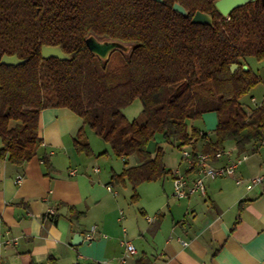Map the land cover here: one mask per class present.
<instances>
[{"label": "trees", "instance_id": "trees-1", "mask_svg": "<svg viewBox=\"0 0 264 264\" xmlns=\"http://www.w3.org/2000/svg\"><path fill=\"white\" fill-rule=\"evenodd\" d=\"M195 11L210 14L212 25L191 23ZM89 36L132 47L127 56L115 49L100 59L88 49ZM42 45L59 46L70 58L45 59ZM3 54L26 59L0 64V157L14 164L31 159L42 144L39 114L46 107H66L81 119L72 141L77 152L92 153L84 137L89 127L115 156L135 155L139 163L113 172L110 181L133 190L170 174L163 149L146 148L157 132L192 150L201 140L200 151L211 155L229 141L243 152L264 140V96L250 113L240 101L260 81L242 69L246 57L264 58L260 0L227 16L213 0H0ZM135 98L141 110L129 120L122 108ZM211 111L217 116L212 136L187 124Z\"/></svg>", "mask_w": 264, "mask_h": 264}, {"label": "crops", "instance_id": "crops-1", "mask_svg": "<svg viewBox=\"0 0 264 264\" xmlns=\"http://www.w3.org/2000/svg\"><path fill=\"white\" fill-rule=\"evenodd\" d=\"M251 108L244 105L247 113ZM187 124L212 136L217 116L205 112ZM80 126L70 109L46 107L39 114L36 154L20 165L0 157V264H264V140L243 152L227 142L232 158L247 157L229 173L205 178L204 195L175 199L172 172L183 165L167 168L170 192H152L151 205L138 214L111 186L113 168L102 170L93 150L87 156L73 147ZM130 157H120V172L139 163ZM255 177L261 180L247 188ZM123 241L135 251L126 252Z\"/></svg>", "mask_w": 264, "mask_h": 264}, {"label": "rangeland", "instance_id": "rangeland-1", "mask_svg": "<svg viewBox=\"0 0 264 264\" xmlns=\"http://www.w3.org/2000/svg\"><path fill=\"white\" fill-rule=\"evenodd\" d=\"M215 0H213L214 3ZM227 16V15H226ZM123 47L118 49L120 53L124 56H127L129 54V51L132 47V43H123ZM126 48V49H123ZM118 56L117 53L114 54V57ZM245 63L247 65V69L250 68L252 72L258 75L260 81L254 85L246 94L240 97V101L244 103V105L249 108L257 106V104H260L263 96H264V58L261 60L255 59L254 57H246ZM254 97L256 100L252 101L250 98ZM141 110V103L138 98H135L131 103L124 106L122 108V112L125 115V117L129 120H132L135 118ZM84 137L86 141L89 144V147L95 152V159L97 160V164H99L102 168V170L113 168V171H111L110 174V181H111V175L113 172H120L119 170L124 165L123 160L120 157L115 156L111 152V148L108 143H106L104 140H102L97 134L94 133L92 129L89 127L84 128ZM234 144V143H233ZM161 147L164 151L163 155V162L166 168H172L175 166L174 164L181 162V154L180 151L176 146L170 143L164 142L160 136L159 133H155L153 138L150 139L146 145V148L149 150L154 151L155 148ZM83 154V153H82ZM92 154H89L87 156H91ZM130 157V156H129ZM232 158V157H231ZM235 158H233L234 160ZM130 162L132 161V156L129 158ZM169 174L162 177L158 180L153 181H147L142 182L138 184L135 189L133 190L130 186V184L121 185V184H113L112 187H115L119 191V197L123 201L125 200V205H127L130 208V211H135L138 214H141L140 211L142 210V205H145L146 207H149L148 202L151 200V193L155 191L157 194L164 195V190L168 193L170 192L171 183ZM168 185H170L168 187ZM139 193V196L136 199H132L131 196L134 193ZM187 199V198H185ZM129 210V209H128Z\"/></svg>", "mask_w": 264, "mask_h": 264}, {"label": "built area", "instance_id": "built-area-1", "mask_svg": "<svg viewBox=\"0 0 264 264\" xmlns=\"http://www.w3.org/2000/svg\"><path fill=\"white\" fill-rule=\"evenodd\" d=\"M181 154L182 170L176 169L172 172V196L179 200L183 198H189L194 194H205V178H216L223 176L232 171L238 164L246 159V154H241L233 160L231 158V151L229 149H220L213 153V155L202 151L192 150L190 145H181L177 147ZM222 156H226L228 162L215 166L212 164L213 159H220ZM261 177H255L250 179L246 187L250 188L253 184L259 182ZM240 180H237L239 182ZM149 221L151 217H147ZM95 230L85 234V239L91 241L94 238ZM1 237V235H0ZM125 251L128 253L134 252V246L129 241H123ZM121 259V262H124ZM151 264H163L159 260L152 261Z\"/></svg>", "mask_w": 264, "mask_h": 264}, {"label": "water", "instance_id": "water-1", "mask_svg": "<svg viewBox=\"0 0 264 264\" xmlns=\"http://www.w3.org/2000/svg\"><path fill=\"white\" fill-rule=\"evenodd\" d=\"M161 2L162 0H156ZM246 0H215L214 6L215 8L223 15L226 16L229 11L245 2ZM261 4L264 6V0H260ZM173 10L180 13L183 16H187V10L180 4L174 3ZM212 16L208 13L202 11H195L193 16L190 19L191 23H198V24H207L212 25ZM86 43L88 49L91 53L97 55L100 59H107L109 54L115 50L120 49L123 47V43L113 40H104L95 36H89L86 39ZM41 56L45 59L47 58H56L59 60H67L70 58V55L64 53L59 46H51V45H42L41 46ZM26 61L25 58H19L16 54L7 55L3 54L0 58V64L3 65H19ZM238 67L237 64H232L230 66L231 72ZM243 70H247V65H242ZM78 236H81L78 234Z\"/></svg>", "mask_w": 264, "mask_h": 264}, {"label": "flooded vegetation", "instance_id": "flooded-vegetation-1", "mask_svg": "<svg viewBox=\"0 0 264 264\" xmlns=\"http://www.w3.org/2000/svg\"><path fill=\"white\" fill-rule=\"evenodd\" d=\"M253 1H254V0H246V1L243 2V4H241V5H244V4H246V3L253 2ZM214 2H215V1H214ZM260 3H261V1H260ZM241 5H239V6H241ZM231 10H232V9H231ZM231 10H230V11H231ZM230 11H229V13H230ZM229 13H228V14H229ZM228 14H227V15H228Z\"/></svg>", "mask_w": 264, "mask_h": 264}]
</instances>
